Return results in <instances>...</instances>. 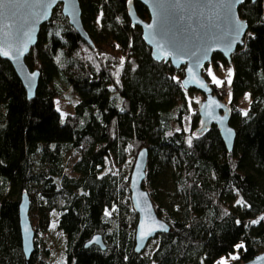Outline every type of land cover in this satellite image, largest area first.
<instances>
[{
  "label": "trees",
  "instance_id": "1",
  "mask_svg": "<svg viewBox=\"0 0 264 264\" xmlns=\"http://www.w3.org/2000/svg\"><path fill=\"white\" fill-rule=\"evenodd\" d=\"M127 2L79 0L92 45L59 6L53 9L25 57L39 71L31 99L11 65L0 59V264H24L22 192L32 227L44 230L49 212H59L66 264H217L232 254L235 264L264 251V0H243L237 8L248 26L243 46L227 58L212 54L214 65L233 67L225 83L229 99L218 95L235 131L230 150L213 124L199 129L202 96L196 92L194 108H186L184 91L195 90L182 88L183 68L152 59L140 27L131 24ZM133 5L140 18H148L144 5L135 0ZM245 93L247 102L240 106ZM60 96L73 101L64 117L54 107ZM122 115L130 135L118 128ZM128 145L133 156L147 149L141 185L169 227L155 236L151 255L134 250L137 215L129 175L122 170ZM72 152L76 158L69 163ZM165 174L179 195L173 206L159 194ZM94 233L101 235L104 250L84 247ZM33 245L28 264H49L38 240Z\"/></svg>",
  "mask_w": 264,
  "mask_h": 264
},
{
  "label": "water",
  "instance_id": "2",
  "mask_svg": "<svg viewBox=\"0 0 264 264\" xmlns=\"http://www.w3.org/2000/svg\"><path fill=\"white\" fill-rule=\"evenodd\" d=\"M145 6L148 18H140L133 0L127 2V13L132 25L140 27L141 38L150 48L155 61L169 63L173 68H183L180 83L184 90L193 89L202 95L197 114L200 128L214 125L226 149L232 148L235 131L228 124L229 109L212 93L211 85L202 74L203 67L211 62L212 54L227 58L243 46L247 23L238 16L237 8L243 0H135ZM254 2L256 0H250ZM231 5L230 11L220 3ZM59 6L82 39L92 42L81 23L79 0H2L0 2V50L8 56H0L12 67L21 82L27 99L34 96L39 71L30 69L25 57L37 41L41 25L47 22L53 9ZM240 25L239 35L233 31V23ZM23 52V55L18 53ZM195 53V55H193ZM206 53V55H205ZM230 63V62H229ZM203 85V87L201 86ZM147 149L142 147L135 154L129 173V199L137 215L134 231V250L143 251L148 240L167 232L168 225L160 219L152 206L148 193L141 183L145 176ZM29 199L22 192L18 202V225L24 264H28L34 249V229L28 217ZM151 234L142 239V233ZM96 245L104 250L102 237L94 233L85 241L84 247ZM235 264H264V251L245 262Z\"/></svg>",
  "mask_w": 264,
  "mask_h": 264
},
{
  "label": "rangeland",
  "instance_id": "3",
  "mask_svg": "<svg viewBox=\"0 0 264 264\" xmlns=\"http://www.w3.org/2000/svg\"><path fill=\"white\" fill-rule=\"evenodd\" d=\"M211 69L212 74L216 77V80L220 83L213 82L212 76H209L208 70ZM203 70L208 76V80L211 84L215 85H221L222 83L230 84L231 78L233 75V67L231 64H223L219 63L218 66L214 65L212 62L207 63ZM190 90V89H189ZM197 91H184V102L186 104V108L188 110H191L194 108V99L198 97ZM200 94V93H199ZM201 95V94H200ZM202 96V95H201ZM228 96V89L226 91L225 97ZM199 98V97H198ZM229 98L227 97L226 100ZM199 100V99H198ZM238 105L243 106L247 102V94L245 93L241 99L238 101ZM54 107L58 111L59 115L61 117H64L66 114L71 113L73 111V101L68 98L67 96H60L56 99H54ZM188 117H183V127L184 129L188 128ZM118 128L120 132L130 135L131 129L130 124L126 116L122 115L121 117H118L117 119ZM76 158V153L72 152L69 156V163H72L74 159ZM135 156L132 155V149L128 145L126 147V156L125 160L123 162L122 170L126 175H129L132 165L134 162ZM164 189L159 191V194L161 198L163 199V202L167 205H172L175 202V204H178L179 201V195H177L175 188L173 187V184L169 178V175H164ZM42 198L40 199V202L42 203ZM261 219L264 220V215H261ZM59 217V212L57 211H50L49 212V221L47 222L46 228L44 230L41 229V227L33 226L34 229V239L38 240L40 245L43 247V250L46 252L45 258L47 259L49 264H66V253H65V234L58 228L57 226V220ZM157 246V237H154L146 243L143 251L141 254L144 255H151L153 250ZM235 255H227L222 256L219 258L217 264H231L234 262Z\"/></svg>",
  "mask_w": 264,
  "mask_h": 264
},
{
  "label": "snow or ice",
  "instance_id": "4",
  "mask_svg": "<svg viewBox=\"0 0 264 264\" xmlns=\"http://www.w3.org/2000/svg\"><path fill=\"white\" fill-rule=\"evenodd\" d=\"M0 2H2V0H0ZM129 2H131V0H129ZM220 7L223 8L225 11H230L231 5L226 3V2H222V3H220ZM233 31H234L235 35L238 36L240 33V25H238L234 22L233 23ZM18 54L23 55V52H20ZM8 55H9V53L7 51L0 50V56H8ZM193 55H195V53H193ZM205 55H206V53H205ZM208 74H209V76H212L213 82L218 83V84L220 83L219 81L216 80V77L212 74L211 69L208 70ZM173 79H175V78H173ZM201 86L203 87V85H201ZM105 214L108 215L109 213L106 212ZM253 223H256V221H253ZM150 234H151V230L147 233H142V239L145 236L150 235ZM237 247H242V245H237ZM233 258H235V257H233Z\"/></svg>",
  "mask_w": 264,
  "mask_h": 264
},
{
  "label": "built area",
  "instance_id": "5",
  "mask_svg": "<svg viewBox=\"0 0 264 264\" xmlns=\"http://www.w3.org/2000/svg\"><path fill=\"white\" fill-rule=\"evenodd\" d=\"M212 89L215 92V94L223 98L226 95V91L228 87L226 86L225 83H223L222 85H213Z\"/></svg>",
  "mask_w": 264,
  "mask_h": 264
}]
</instances>
